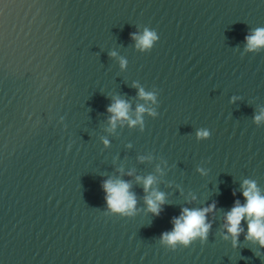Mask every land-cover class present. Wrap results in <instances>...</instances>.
<instances>
[{
  "label": "water",
  "instance_id": "water-1",
  "mask_svg": "<svg viewBox=\"0 0 264 264\" xmlns=\"http://www.w3.org/2000/svg\"><path fill=\"white\" fill-rule=\"evenodd\" d=\"M146 27L158 39L142 51L132 34ZM256 28L264 0H0V264H264L247 220L235 248L223 227L245 180L264 195ZM115 98L132 119L138 105L157 115L110 131ZM109 179L131 185L133 215L108 209ZM213 203L206 241L161 243L183 208Z\"/></svg>",
  "mask_w": 264,
  "mask_h": 264
},
{
  "label": "clouds",
  "instance_id": "clouds-1",
  "mask_svg": "<svg viewBox=\"0 0 264 264\" xmlns=\"http://www.w3.org/2000/svg\"><path fill=\"white\" fill-rule=\"evenodd\" d=\"M132 39L136 41V47L142 51L151 50L154 42L157 41L158 36L155 30L144 28L141 33H133ZM247 45L245 51H259L264 48V28H256L251 35L246 38ZM115 56L116 53H111ZM121 68H124L126 61L120 60ZM133 84V87H136ZM138 95L145 101H152L155 103L156 96L152 92H145L140 88ZM107 111L112 115L109 118L110 131L114 130L118 122L128 121L129 126L143 123L142 114L147 112L149 115L156 116L155 110L145 108L143 105H138L136 108V118L132 119L129 116L130 104L123 99L115 98L114 103L108 107ZM254 120L259 124L264 120V110L254 117ZM197 138H207L209 132L201 129L197 131ZM104 143L107 145L108 141ZM159 171V167L157 168ZM199 171V169H198ZM130 174V173H129ZM137 182L143 184L145 193H149L152 185L155 183V177L148 175L147 177H137ZM131 185L123 180H106L103 183V189L106 193L105 201L108 209L121 215H133L137 200L135 194L130 191ZM242 195L246 200L244 205L240 204L239 200L235 201L232 209L225 214V223L223 227L226 229L227 235L224 239L227 240L230 235L232 238V246L238 247L239 236L243 229L241 228V221L247 220L248 232L245 239L253 243H257L260 248H264V195L261 194L257 183L253 180H245L241 185ZM235 195V193H233ZM147 210L155 216H159L161 206L165 203V196L158 191H151L145 197ZM215 203L203 209H189L183 208L179 217L173 218V229L171 232H163L160 236L162 244L169 246L173 251L176 246L183 245L187 247L194 240L199 238L202 242L207 240L210 223L206 222L207 213L215 210Z\"/></svg>",
  "mask_w": 264,
  "mask_h": 264
}]
</instances>
